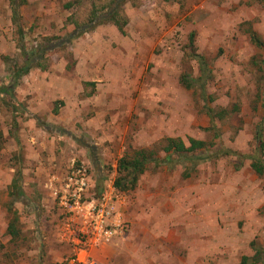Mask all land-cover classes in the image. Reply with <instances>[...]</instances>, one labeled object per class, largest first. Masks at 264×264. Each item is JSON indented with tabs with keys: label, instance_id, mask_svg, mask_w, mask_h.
I'll return each instance as SVG.
<instances>
[{
	"label": "rangeland",
	"instance_id": "374dc122",
	"mask_svg": "<svg viewBox=\"0 0 264 264\" xmlns=\"http://www.w3.org/2000/svg\"><path fill=\"white\" fill-rule=\"evenodd\" d=\"M13 1L0 0V89L45 52L0 95V264H240L264 247V175L249 159L264 141V48L251 37L264 42V0H16V16ZM116 7L123 32L92 21ZM169 139L208 145L165 153ZM135 151L154 161L123 192L118 163ZM82 164L91 196H124L126 227L79 253L61 240L57 194Z\"/></svg>",
	"mask_w": 264,
	"mask_h": 264
},
{
	"label": "built area",
	"instance_id": "2783aa9c",
	"mask_svg": "<svg viewBox=\"0 0 264 264\" xmlns=\"http://www.w3.org/2000/svg\"><path fill=\"white\" fill-rule=\"evenodd\" d=\"M93 189L89 169L82 164L71 168L57 194L58 206L68 219L61 240L79 253L110 243L124 235L126 227L120 208L124 196L111 186V191L95 197L91 196ZM71 264L93 263L85 255L72 259Z\"/></svg>",
	"mask_w": 264,
	"mask_h": 264
},
{
	"label": "trees",
	"instance_id": "16d2710c",
	"mask_svg": "<svg viewBox=\"0 0 264 264\" xmlns=\"http://www.w3.org/2000/svg\"><path fill=\"white\" fill-rule=\"evenodd\" d=\"M24 3L25 0L22 1ZM113 2V1H112ZM124 1H120L118 2L119 5H121V3H123ZM13 5H14V13L15 16L17 14V9L19 7V4L17 3V1H13ZM117 5V4H116ZM72 6V5H70ZM69 6V7H70ZM117 7L116 9H112L109 13H107V15H103V17H97L94 14L93 20L94 22H96V26H99L101 24H104L105 22H109V23H113L119 30L120 32H123L124 27L126 26V22H124L123 24H121V22L118 19L119 16V12L117 11ZM19 28H21L20 24H19ZM95 26L92 28L94 29ZM22 29V28H21ZM252 37V41L254 42L255 45H257L258 47H262L264 48V42H262L256 35V33H252L251 34ZM191 41V45L194 44V36L192 35L190 38ZM22 50H25V47L22 46ZM41 51V53H39ZM45 52V50H39L37 52H35L33 55L31 56H27V54L25 55V63L23 66L17 67H11L13 74V85L12 86H7V87H3L2 89H0V95H14V89L17 86V84H19V82L21 81L22 78H24L25 76H27L31 70L35 67V61L39 59V57H42L43 53ZM195 53V52H193ZM194 57L198 60L200 66H201V70L202 72H205L206 69V62L205 59L198 55L197 53L194 54ZM183 85L186 88H193V82L189 80L188 77H183L182 79ZM221 111L220 113H217L218 118H222L223 115H225V112L222 114ZM214 110L213 109H209L208 110V114L210 116H214ZM212 116V117H213ZM214 118V117H213ZM264 119V117H263ZM264 129H261V131H263ZM262 135L260 137H258V148L257 151L254 155L249 156V159L252 160L251 163V167L253 169V171L259 175L262 176L264 175V141L261 138ZM207 143L204 141H200V140H195V139H191L190 140V147H187L185 145V143L182 140H173V139H169L168 141V145L167 147L164 149L165 153H171L173 152V154H186V153H197L198 151L204 149L207 147ZM226 154L228 155H237L236 153L232 152V151H226ZM154 161L153 159V153L152 152H145V151H135L134 154H126L118 163V167H117V174H118V178L116 180V187L120 190V191H134L137 188V184L138 181L140 179V177L146 172L147 170V165L151 162ZM22 177L19 175L18 180L17 181H13V184L11 185V187L16 188L18 187V189L20 188L19 185H17L18 182H21ZM18 193V198H21V194L22 191L19 189V191H17ZM20 194V195H19ZM11 195H14V193H11ZM17 198V199H18ZM16 214V213H14ZM18 222V218L14 216L13 220L11 221V223L8 226V233L13 237H18L20 235V231L16 228ZM252 249L254 250V254L252 256H244L240 262V264H264V247L263 246H258L255 242L252 243Z\"/></svg>",
	"mask_w": 264,
	"mask_h": 264
}]
</instances>
